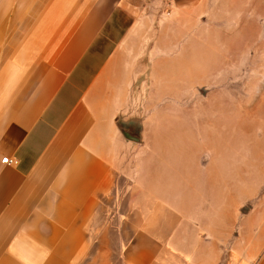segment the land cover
<instances>
[{
  "label": "crops",
  "instance_id": "crops-1",
  "mask_svg": "<svg viewBox=\"0 0 264 264\" xmlns=\"http://www.w3.org/2000/svg\"><path fill=\"white\" fill-rule=\"evenodd\" d=\"M150 1L0 0V264H264V169L168 134L192 9Z\"/></svg>",
  "mask_w": 264,
  "mask_h": 264
},
{
  "label": "rangeland",
  "instance_id": "rangeland-1",
  "mask_svg": "<svg viewBox=\"0 0 264 264\" xmlns=\"http://www.w3.org/2000/svg\"><path fill=\"white\" fill-rule=\"evenodd\" d=\"M162 1L151 0L153 7ZM184 28L176 47L177 88L191 108L172 118L169 135L219 141L215 146L264 169V0H178ZM182 73L180 81V73ZM169 81H167L168 85ZM167 86V94L171 97ZM179 99V98H177ZM169 100V99H168ZM168 135V136H169Z\"/></svg>",
  "mask_w": 264,
  "mask_h": 264
},
{
  "label": "water",
  "instance_id": "water-1",
  "mask_svg": "<svg viewBox=\"0 0 264 264\" xmlns=\"http://www.w3.org/2000/svg\"><path fill=\"white\" fill-rule=\"evenodd\" d=\"M120 131L124 135V137L130 141H133L135 143L140 142V135L137 131H128L126 128L120 126Z\"/></svg>",
  "mask_w": 264,
  "mask_h": 264
},
{
  "label": "built area",
  "instance_id": "built-area-1",
  "mask_svg": "<svg viewBox=\"0 0 264 264\" xmlns=\"http://www.w3.org/2000/svg\"><path fill=\"white\" fill-rule=\"evenodd\" d=\"M1 162L3 163V164H6V165H11V164H15L16 163V161L15 160H13V159H10V158H3L2 160H1Z\"/></svg>",
  "mask_w": 264,
  "mask_h": 264
}]
</instances>
